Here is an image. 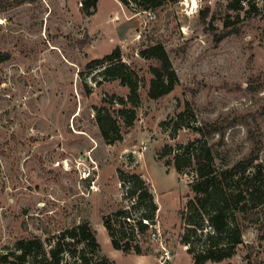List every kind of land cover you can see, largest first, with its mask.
Returning <instances> with one entry per match:
<instances>
[{
	"label": "rangeland",
	"instance_id": "obj_1",
	"mask_svg": "<svg viewBox=\"0 0 264 264\" xmlns=\"http://www.w3.org/2000/svg\"><path fill=\"white\" fill-rule=\"evenodd\" d=\"M82 1L0 0V51L12 55L0 63V256L22 239L39 238L40 258L64 230L89 221L98 255L116 264H264V204L247 217L235 213L242 242L232 256L195 261L210 230L205 223L196 232L195 221H187L195 165L178 172L166 164L196 138L212 147L218 169L246 157L261 138L258 162L264 163V0H250L248 12L229 10L230 0H178L152 16L119 0H98L96 12L87 14ZM157 42L178 83L152 98L157 62L141 51ZM116 50L138 76L134 99L120 80L103 79L105 67H86ZM101 108L117 120L121 140L103 137L96 120ZM213 122L218 130L195 129ZM133 174L158 206L144 229L133 224L149 209L136 199L132 205L130 183L123 181ZM122 209L131 225L123 223L129 215L111 217ZM106 216L115 230L134 231L129 252L113 246ZM74 260L65 254L61 264Z\"/></svg>",
	"mask_w": 264,
	"mask_h": 264
},
{
	"label": "trees",
	"instance_id": "obj_2",
	"mask_svg": "<svg viewBox=\"0 0 264 264\" xmlns=\"http://www.w3.org/2000/svg\"><path fill=\"white\" fill-rule=\"evenodd\" d=\"M119 1L125 6L134 5L137 11H153L168 2H177L178 0ZM97 2L98 0H83L82 7L87 14H94ZM249 3L250 0H230L227 7L234 12H248L250 9H245ZM200 13L202 18L206 20L209 14L204 13L203 10H200ZM226 23L229 25V22ZM85 44L86 42L81 43V45ZM141 54L143 57L154 59L157 62L156 65L151 67L153 78L148 88L149 96L158 98L169 94L178 83V75L173 68L165 45L157 42L143 49ZM11 57L10 51H0V63ZM86 67L90 70L105 67L101 72L103 79L120 80L122 84L127 85L130 88V99H134L138 95V76L130 65L121 60L118 50L103 58L91 60ZM107 99L110 103L116 100L114 97ZM121 101L124 100L121 99ZM134 116L133 111L131 121H127L128 124L132 123ZM96 120L103 137L108 143L112 144L122 139L118 122L108 110L105 108L99 109ZM195 129L200 132V135H205L207 132L219 128L217 123L213 122L209 127L198 126ZM260 143L261 138L246 157L228 168L218 169L214 164L212 147L196 138L181 145L173 159L166 163L167 165H173L178 172H183L185 168L195 165L197 177L190 184L194 196L190 198L187 204L192 213L189 214L187 221L190 224H194L195 221L196 226L194 229L196 232L199 228H205V223H209L210 226V230L206 235V247L204 251L195 257L197 263L208 259L221 261L232 256L236 246L242 242V229L238 226L235 213L240 212L247 217L248 212L264 204V163L258 162ZM123 181L124 184L127 181L130 183L127 197L132 201V205L134 206V199H136L137 204L146 206L149 209V211L144 210L133 225L141 229L148 228L150 223L143 220L153 222L158 210L153 193L149 191L145 180L140 175L133 174L129 176L128 180L124 179ZM124 215H129L127 219L131 218L130 214L123 209L116 211L111 217L120 221ZM110 219V216H106L104 223L112 236L113 246L122 249L124 252H129L132 249L131 243H133L134 231L128 234L122 229L115 230ZM129 221V219L124 220L123 223L130 224ZM260 221V227L264 230V216ZM183 242L190 244V235L186 234L183 237ZM50 245V248L43 251L39 258L37 252L43 247L41 240L39 238H35V240L22 239L14 250L0 256V264H61L65 254L75 259L72 264H116L108 257L98 255L100 242L89 221L67 228L58 240ZM188 249L192 251L191 248ZM134 250L141 253L138 246H134ZM34 252H36V255ZM30 256H35L36 259H32L28 263Z\"/></svg>",
	"mask_w": 264,
	"mask_h": 264
},
{
	"label": "built area",
	"instance_id": "obj_3",
	"mask_svg": "<svg viewBox=\"0 0 264 264\" xmlns=\"http://www.w3.org/2000/svg\"><path fill=\"white\" fill-rule=\"evenodd\" d=\"M190 2L188 1L187 2V7L189 8L190 6ZM192 6H196V4H194V3H192ZM196 8H197V6H196ZM149 12V14L151 15L152 13H153V11H148ZM152 16V15H151Z\"/></svg>",
	"mask_w": 264,
	"mask_h": 264
}]
</instances>
